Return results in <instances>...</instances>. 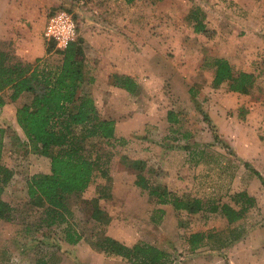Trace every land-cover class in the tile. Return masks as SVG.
Masks as SVG:
<instances>
[{"label": "rangeland", "instance_id": "374dc122", "mask_svg": "<svg viewBox=\"0 0 264 264\" xmlns=\"http://www.w3.org/2000/svg\"><path fill=\"white\" fill-rule=\"evenodd\" d=\"M147 2L153 6H160L155 10L164 13L162 16L159 13V18L154 21L157 23L154 28L160 27L161 23L169 26L186 25L180 19V16L184 15L187 18V26L192 29L197 19L204 21L201 18H206L207 28L215 31L214 36H208L213 40L208 50V60L215 62L218 53L228 57L236 74L239 71L253 72L256 78L260 77L256 89L251 91V95L245 96L240 92L230 91L228 87L230 82L227 81L220 90L223 93L220 97H216V102L205 98L199 99L200 103H195L190 100V91H188L192 83L189 84L178 76H168V74L163 76L161 81L159 76H151L146 94H153L157 98L154 106L163 110L176 108V111L172 110L174 115H177V122L172 125L173 129L169 130L167 127V135L162 137L154 128L160 129L159 125L148 123L146 126L150 116L142 115L143 110L146 109L142 106L147 107L148 100L145 101L140 97L138 102L140 114L133 116L131 125L133 130L127 131L126 137H119L121 138L119 143H107L106 140L98 137L84 140L82 144L93 158L102 154L100 156L103 160H105L104 156L110 160L109 177H102L97 171L98 174H95L85 192L69 195L66 198L72 214L64 213L65 215L62 216L64 219L59 216L57 220L54 218L55 221L51 224L49 223L52 217L47 215V205L32 200L28 193V179L36 173H49L50 159L35 152L17 122L8 119L10 123L6 126L2 164L13 170V175L7 184H0L3 187L0 190V199L9 202L15 210L11 221L0 218L4 221V224L0 222V264L42 262L131 264L121 256L105 253L97 246L96 243L106 235L129 245L135 242L152 243L171 253V264H202V262L226 264L225 260H211V257L204 258V255L215 252L218 254L230 245L233 239L264 240V177L260 179L256 174L258 170L242 164L237 158V153L224 141V138L220 137L219 130L210 125V120L205 114L206 104L215 108L227 106L231 121L226 125V132L236 136V145L240 146L243 144L241 139L243 130H238L235 127L238 123L233 122L236 118V106L242 105L243 99L255 109L264 106V10H262L264 2L260 0H203L204 4L201 0H147ZM62 4L64 9L74 14L76 20L79 19V15L75 13V0H65ZM175 31L173 29L164 33L158 31L154 33V37H150L149 42L155 49L154 56L149 59L150 67L155 68L156 64L164 62L166 68L169 63L175 68L185 59L191 60L195 66L194 62L200 61L201 54L197 50L200 45H195L199 41L198 35L186 38L180 34L181 32ZM163 40L165 43L162 42ZM50 42L55 45L53 41ZM200 85L195 83L193 86L200 90ZM202 88L209 98H213L214 92L217 93L209 83H204ZM229 91L232 93L226 94ZM201 106L204 109H200ZM8 114L13 116L14 109H8ZM163 114L162 112L155 114V120L161 122ZM254 118L257 121L253 129H246L249 139L246 140L245 147L254 153V149H259L262 157L256 155L254 157L256 156V160H261L264 164V124L259 125L257 114ZM199 121L202 124L196 125L195 122ZM262 122L264 123V120ZM201 126L204 127L203 131L210 126L208 132L214 136L211 137V141L208 133L200 132ZM74 132L81 136L84 127L77 126ZM155 136L167 142V145L174 143L176 146H181L179 154L184 156L182 160L189 168L185 172L186 178L180 176L174 179L154 180V182L167 183L171 189L159 188L149 179L150 188L144 190L135 184L136 171L129 169L123 172L120 163L116 169L118 155L132 156V153L134 158H137L133 165L136 164L138 167L140 164L144 169L145 160L160 151L161 143L157 142ZM200 155L203 160L198 163ZM175 159L178 160L179 157ZM237 177L242 179L239 186L235 184ZM242 186L245 188L243 191L256 199L255 206L247 212L242 221L230 225L221 214L207 210L214 202L236 206L234 196L241 192L236 189ZM152 188L170 191L185 199H200L206 209L196 214H188L186 210H176L170 204L161 203L158 196L151 195L149 191ZM112 189L114 195L111 193ZM104 191L105 193L109 191L110 195L102 196L100 192ZM68 231L80 234L81 240L78 243L68 241L66 236ZM198 231L211 232L212 236L206 240L205 245L193 252L187 240L191 233ZM245 253H236V264H254Z\"/></svg>", "mask_w": 264, "mask_h": 264}, {"label": "crops", "instance_id": "0c3cea01", "mask_svg": "<svg viewBox=\"0 0 264 264\" xmlns=\"http://www.w3.org/2000/svg\"><path fill=\"white\" fill-rule=\"evenodd\" d=\"M201 1L203 2V0ZM64 2L65 0H0V53H5L10 57L7 63H29L40 71L48 72L60 69L64 62V50L67 47L60 49L54 41L55 45H52L45 37V28L48 13L53 12L55 8L62 7ZM75 2V13L79 15L77 22H80L78 24V34L83 41L81 45L85 55L80 63L83 76L86 79L82 86V93H88L94 99L95 107H97L101 118L116 121V137L111 139V141L119 143L121 139L119 137H126L127 131L133 130L131 127L133 116L140 114L138 111L140 97H143L145 101L148 100L147 107L142 106L146 108L145 111L143 110L142 115L150 116L146 126L148 123L159 125L160 129L158 127L154 128L158 130L157 134L160 133L162 137L167 135V127L169 130L173 129L172 125L177 122V115H174L176 120L170 121L168 113L172 110L176 111V108L163 110L161 107L154 106L157 98L153 94H146L151 76L157 75L161 81L163 76L168 74V76H178L189 84L192 83L188 91H190V100L195 103H200L198 100H204L205 98H208V101L213 99L216 102V97H220V94L223 93L220 90L227 81L217 86L214 84L216 65L208 60V50L213 41L212 37H208L202 32H196L194 25L192 29L189 28L187 26V18L184 15H181L180 19L186 25L176 24L169 26L161 23L160 27L154 28V25H157L154 21L159 18L162 11L155 10L159 9L160 6L148 4L147 0H135L131 3H128L127 0H75ZM260 2H264V0H260ZM262 10H264V6ZM201 19H204V23L207 24L206 18L202 17ZM215 27L214 29H216ZM171 29L173 31L176 30L175 32L177 33L181 32L180 34H183L186 38H189V36L195 37V34L198 35L197 39L199 41L195 45H200L197 50L201 54V58L199 62H194L195 66L189 59L181 61L175 68L171 67L170 63L166 68V63L164 62L156 64L155 68L148 65L149 59L154 56L153 52L155 51L154 45L149 42L150 37H154V33L158 31L164 33ZM162 42L165 43L164 40ZM216 54V58L223 57L228 59L226 56ZM125 76L131 77L138 84L135 93L129 92L118 84V80L121 81ZM202 76L204 78H201ZM259 80L260 77H255V82L250 92L241 94L245 96L251 95V91L256 89ZM195 83L201 84L200 90L193 86ZM204 83H209L211 88L216 90L217 93L214 92L213 98L206 96L202 88ZM228 87L230 90V84H228ZM230 91L226 94L232 93ZM11 94L12 89L9 88L0 92V98L3 100V103L0 104L1 127H5L10 123L8 119L17 122V108L32 99L30 92L22 93L17 100H12ZM205 106V114L210 120V125L219 130V133H221L220 137L224 138V141L229 143L230 147L234 149L238 155L237 158L243 165L246 166V163H248L250 167L258 170L261 176L264 177V164H262L261 160H256V156L262 157L259 149H254V153L245 147V142L249 139L246 129H253L256 124L255 121H257L254 115L257 114L259 125L264 124L262 122L264 120V106L255 109L253 105L246 103L245 99L242 100V105L238 104L236 106V118L233 119V122L238 123V126H235L238 130H243L241 137L243 144L240 146L236 145V136L226 132V125L231 121L228 117V107L219 106L215 108L208 104ZM10 108L14 109L13 116V113L8 114V109ZM200 109H204V107L201 106ZM161 112L164 113L162 121L157 122L154 115ZM195 123L196 125L198 123L202 124L200 121ZM203 128V126L200 127V132L208 133L211 141V137L214 136L211 132H208L210 126L206 131H203ZM156 140L161 143L159 145L160 151L145 160L142 171L136 169L133 165L137 159L134 158V153H132V156L118 155L119 157L116 158V169H118L117 167L120 163L123 172H127L129 169L136 171V178L138 173H142L151 182H154L157 178L174 179L180 176L186 178L187 174L185 172L189 168L185 165V161L182 160L184 156L179 154L181 146H176L174 143L167 145V142L157 137ZM254 155L256 156L254 157ZM176 157H179V159L176 160ZM202 160L203 157L200 155L197 162L199 163ZM162 171L163 173H161ZM241 178L237 177L235 179L236 186H239ZM115 180L117 181V178ZM242 183L244 182L242 181ZM153 184H156L159 188H170L167 183L163 182H154ZM236 190L243 191L245 188L242 186ZM111 193L114 195L113 189ZM0 222L4 224L1 219ZM238 252H246L245 255L251 261L253 260L252 263L254 264H264V240L256 241L254 238L233 239L232 243L218 252V254L217 252L210 255L207 253L204 258L211 257V260L222 259L226 261V264H236V253Z\"/></svg>", "mask_w": 264, "mask_h": 264}, {"label": "trees", "instance_id": "16d2710c", "mask_svg": "<svg viewBox=\"0 0 264 264\" xmlns=\"http://www.w3.org/2000/svg\"><path fill=\"white\" fill-rule=\"evenodd\" d=\"M133 1L135 0H127L128 3ZM194 27L196 32L214 36L215 31L207 28L203 20L197 19ZM82 42L79 35L71 41L64 50L63 65L60 69L50 72L40 71L29 63H7L10 57L0 53V92L7 88L12 89V100H17L24 92L32 94L30 102L17 108L16 119L27 142H31L33 150L50 159L49 173H36L28 179L29 196L39 204L47 205V215L52 217L49 224L59 216H64V213L72 214L66 198L85 192L95 174H98L97 171L98 175L106 178L110 172V160L107 156H104L105 160L101 158L102 154L93 158L82 144L84 140L94 137L113 143L111 139L116 137V121L101 118L94 99L88 93H82V86L86 81L80 64L85 57ZM214 63L216 86L229 81L231 91L250 92L256 76L253 72L239 71L236 74L231 62L223 57L216 58ZM118 84L131 93H135L138 87L136 81L129 76L118 80ZM168 118L170 121L176 120L172 111L169 112ZM77 126L84 127L81 136L74 132ZM6 133L7 127L0 126L1 185L7 184L13 175V170L2 164ZM246 166L249 164L246 163ZM136 168L143 170L140 164ZM256 174L262 179L258 171ZM135 184L144 190L150 188L149 179L142 173L137 174ZM103 187L106 188L105 185ZM2 188L0 186V190ZM100 193L106 197L110 195L109 191ZM149 193L158 196L161 203L170 204L176 210H186L188 214H196L206 209L200 199H185L170 191H160L156 188H152ZM234 201L236 206L214 202L207 210L221 214L232 225L245 218L247 212L256 204V199L245 191L235 194ZM14 210L9 202L0 199L1 219L11 221L14 218ZM66 236L71 243H78L82 238L80 234L69 231ZM211 236V232H193L187 241L191 250L196 251L206 244V240ZM96 244L105 253L121 256L131 264L172 263L171 253L152 243L138 242L129 245L106 235Z\"/></svg>", "mask_w": 264, "mask_h": 264}, {"label": "built area", "instance_id": "2783aa9c", "mask_svg": "<svg viewBox=\"0 0 264 264\" xmlns=\"http://www.w3.org/2000/svg\"><path fill=\"white\" fill-rule=\"evenodd\" d=\"M45 37L54 41L58 48L65 49L78 38V22L72 12L63 7L48 13Z\"/></svg>", "mask_w": 264, "mask_h": 264}]
</instances>
